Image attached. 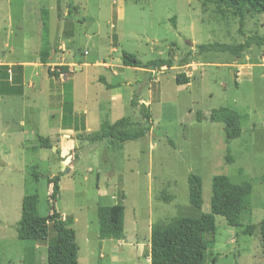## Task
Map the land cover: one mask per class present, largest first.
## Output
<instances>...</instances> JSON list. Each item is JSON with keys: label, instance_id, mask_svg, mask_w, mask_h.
Masks as SVG:
<instances>
[{"label": "rangeland", "instance_id": "374dc122", "mask_svg": "<svg viewBox=\"0 0 264 264\" xmlns=\"http://www.w3.org/2000/svg\"><path fill=\"white\" fill-rule=\"evenodd\" d=\"M56 1L0 0V67H9L17 92L0 91V264H46V243L35 245L28 260L30 244L17 239L16 226L28 192H37L38 215L47 216L46 178L57 174L62 177L56 210L73 221L79 264H148L152 224L198 216L188 202L190 173L202 179L201 213H210L214 176L248 180L252 186L251 212L243 214L241 228L214 216L216 232L205 243L207 262L216 256V264H263L258 226L263 217L264 47H252L239 59L198 52L199 45L243 43L233 11L223 5L62 0L59 17ZM43 10L49 11L54 47L50 67H67L68 77L54 79L38 62ZM244 15L245 36L264 37V12L247 8ZM122 52L142 63L172 59L173 68H125ZM234 62L251 67L239 70L231 66ZM179 74L189 84L178 86ZM100 77L115 88L106 90ZM67 78L73 84V111L84 115L83 131L61 125ZM132 99L150 110L145 138L121 146L94 142L92 135L106 120L129 117L145 125ZM222 107L243 119L241 136L229 144L222 124L196 121L198 112L208 118ZM38 136L51 148H40ZM169 196L174 200H165ZM117 203L124 206V236L101 241L97 209ZM247 226L255 228L250 235L243 233Z\"/></svg>", "mask_w": 264, "mask_h": 264}, {"label": "trees", "instance_id": "16d2710c", "mask_svg": "<svg viewBox=\"0 0 264 264\" xmlns=\"http://www.w3.org/2000/svg\"><path fill=\"white\" fill-rule=\"evenodd\" d=\"M209 4L223 5L233 11L238 23V33L244 41L238 45L210 43L197 46L200 53L219 52L229 53L239 59L252 47H264V37H246L243 33L245 26L244 10L250 8L257 13L264 12V0H198ZM62 0L56 1L58 16L60 17ZM174 24L173 19L171 20ZM50 18L49 11H42V47L38 53V62L47 67L48 75L54 79L61 76L68 77L67 67H59L58 71L50 67L54 47L50 43ZM122 65L125 68H134L154 71L158 68H173L172 59H157L142 63L134 55L122 52ZM14 68H21V66ZM9 67H0V91L2 95L16 94L12 85L14 77L10 78ZM99 82L106 90L114 86L106 83L103 77ZM178 86L189 84V80L182 74L175 78ZM131 107L138 108L144 121L143 126L135 125L129 117H123L109 123L107 120L101 124L100 130L92 135L94 142L108 140L111 145H124L127 142L139 141L145 138L151 122L150 110L145 105H138L136 99L131 100ZM61 125L64 128H74L75 131L85 129L84 115L78 116L73 111V84L69 78L62 84ZM208 119L211 123H220L224 127L225 143L238 139L241 136L242 116L227 107L213 109L208 118L200 112L196 121ZM40 148L49 149L47 139L38 136ZM171 143V142H170ZM172 144V143H171ZM35 182L37 174L33 172ZM62 174L46 178L50 188L48 195V214L46 217L38 215L39 196L36 191L25 193L21 202V217L17 222L16 236L20 241L30 245L25 248V255L29 260L33 256L35 245L46 243V264H79L78 245L76 233L72 228L71 218H63L56 210L61 195ZM188 202L191 209L198 212L196 217L177 216L167 222H158L150 227L149 238V264H216L217 257L211 256L208 261L205 243L208 237L216 232L214 216L222 217L230 228H241L242 216L251 212L252 186L248 180L234 183L225 175H216L212 178L211 197L209 202L210 213H201L203 206V183L200 176L190 173L187 176ZM263 188V217L258 226L261 240L262 258L264 264V175L262 176ZM123 198V197H122ZM167 201L174 197L165 198ZM98 238L99 240H121L124 236V206L117 203L112 206H101L97 209ZM253 226H247L244 235L254 231ZM54 237L50 239V232Z\"/></svg>", "mask_w": 264, "mask_h": 264}, {"label": "crops", "instance_id": "0c3cea01", "mask_svg": "<svg viewBox=\"0 0 264 264\" xmlns=\"http://www.w3.org/2000/svg\"><path fill=\"white\" fill-rule=\"evenodd\" d=\"M243 55H245V53L243 54ZM264 60V59H263ZM234 64H236V65H231L232 67H237L239 70H247V69H249L251 66H249V65H246L245 63L244 64H242V63H235L234 62ZM115 88V87H114ZM115 90V89H114ZM113 90V91H114ZM76 114V113H75ZM148 235H150V233L148 234ZM147 262H148V264H149V256H148V258H147Z\"/></svg>", "mask_w": 264, "mask_h": 264}, {"label": "water", "instance_id": "95a60500", "mask_svg": "<svg viewBox=\"0 0 264 264\" xmlns=\"http://www.w3.org/2000/svg\"><path fill=\"white\" fill-rule=\"evenodd\" d=\"M45 70L47 69V67L45 66V67H43Z\"/></svg>", "mask_w": 264, "mask_h": 264}]
</instances>
